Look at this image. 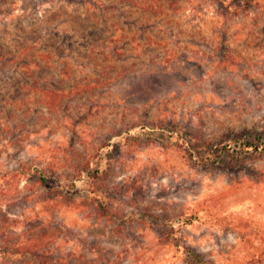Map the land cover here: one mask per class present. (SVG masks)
I'll use <instances>...</instances> for the list:
<instances>
[{"label":"rangeland","instance_id":"obj_1","mask_svg":"<svg viewBox=\"0 0 264 264\" xmlns=\"http://www.w3.org/2000/svg\"><path fill=\"white\" fill-rule=\"evenodd\" d=\"M262 146L264 0H0V264H264Z\"/></svg>","mask_w":264,"mask_h":264},{"label":"trees","instance_id":"obj_2","mask_svg":"<svg viewBox=\"0 0 264 264\" xmlns=\"http://www.w3.org/2000/svg\"><path fill=\"white\" fill-rule=\"evenodd\" d=\"M59 47V46H58ZM57 47V49L55 50L56 53L54 52V55L58 54V50L59 48ZM49 52L48 50H46V53ZM51 52H49V56L51 58ZM41 58L35 59L33 61H31V63H33V65H37L38 68H36L35 66H33V74H30L32 80L28 81L25 79H22L20 82V85L23 86H28L30 87L32 90H37L40 93V96L45 97V96H50L51 98L55 97L57 100H62L64 98V96L62 94L63 91H68L71 92V90H68L67 88H63L61 87L60 84V80L58 79V84L56 86H54V84L50 83L48 81H46L45 79V75L43 74V72L39 69L41 67ZM48 73V72H47ZM61 73V72H57V73H53L52 78L57 79V75ZM54 86L53 90L50 89V86ZM66 89V90H65ZM59 94V95H58ZM264 148V146H262ZM235 151H237V149H239L240 151H251V152H259L261 148V144L253 141H249V140H245V138H240V142L234 146ZM217 151L218 149H214V150H210L208 153L209 155L204 156L203 158V162H207L208 160H211L212 157L216 158L217 157ZM216 152V154H215ZM214 153V154H213ZM223 152H220L219 155H222ZM39 181L45 185L46 184V177L43 174H40V178H38ZM186 223H190L191 220H189L188 218L185 220ZM43 246L40 243L34 242L32 244H30L28 246V248L23 249L22 251V255H25L26 258H28V260L34 264H39V259H42V257H44L45 255V250H43L42 248ZM194 263L195 264H205L204 262L199 261L198 259H194Z\"/></svg>","mask_w":264,"mask_h":264}]
</instances>
